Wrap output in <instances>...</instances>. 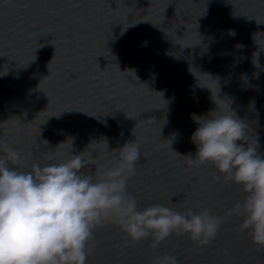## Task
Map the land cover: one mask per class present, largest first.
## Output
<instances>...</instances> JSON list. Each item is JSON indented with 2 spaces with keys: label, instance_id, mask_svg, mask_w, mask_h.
Masks as SVG:
<instances>
[{
  "label": "water",
  "instance_id": "water-1",
  "mask_svg": "<svg viewBox=\"0 0 264 264\" xmlns=\"http://www.w3.org/2000/svg\"><path fill=\"white\" fill-rule=\"evenodd\" d=\"M212 97L264 152V0H0V141L23 157L10 167L29 171L80 152L111 166L117 148L137 141L127 193L140 209H207L223 219L207 246L174 232L155 249L151 235L132 242L105 223L86 264H153L163 255L264 264V247L231 212L245 199L242 186L184 157L196 152L191 114L215 109Z\"/></svg>",
  "mask_w": 264,
  "mask_h": 264
},
{
  "label": "clouds",
  "instance_id": "clouds-1",
  "mask_svg": "<svg viewBox=\"0 0 264 264\" xmlns=\"http://www.w3.org/2000/svg\"><path fill=\"white\" fill-rule=\"evenodd\" d=\"M212 100L215 109L191 114L198 125L191 136L196 152L194 158L191 153L184 157L189 165L211 163L226 181L242 186L245 199L231 212L243 215L241 228L264 247V152H258V138H250L247 124L231 106L220 111ZM117 149L119 159L111 166H98L80 152L63 162L43 167L34 163L22 171L9 164L19 165L23 157L0 141V264H86L94 231L109 222L117 223L132 242L151 235L153 249L174 232L189 235L201 246L216 237L223 219L207 209L176 212L159 204L140 209L127 193L140 145L129 140ZM90 166L95 173L85 175L81 170ZM153 264L179 262L163 255Z\"/></svg>",
  "mask_w": 264,
  "mask_h": 264
}]
</instances>
